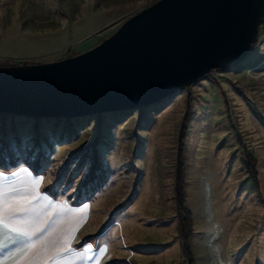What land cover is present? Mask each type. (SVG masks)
I'll list each match as a JSON object with an SVG mask.
<instances>
[{"label": "rangeland", "instance_id": "obj_1", "mask_svg": "<svg viewBox=\"0 0 264 264\" xmlns=\"http://www.w3.org/2000/svg\"><path fill=\"white\" fill-rule=\"evenodd\" d=\"M155 1L0 0V65L86 51ZM244 146L258 160L259 186ZM181 151L195 264H264V22L244 59L152 105L47 120L0 113V169L14 172L16 187L43 177L44 207L88 203L73 249L92 244L102 264H189ZM57 212L66 225L68 213Z\"/></svg>", "mask_w": 264, "mask_h": 264}, {"label": "water", "instance_id": "obj_2", "mask_svg": "<svg viewBox=\"0 0 264 264\" xmlns=\"http://www.w3.org/2000/svg\"><path fill=\"white\" fill-rule=\"evenodd\" d=\"M264 0H156L96 46L0 65V113L76 118L162 101L257 44Z\"/></svg>", "mask_w": 264, "mask_h": 264}, {"label": "snow or ice", "instance_id": "obj_3", "mask_svg": "<svg viewBox=\"0 0 264 264\" xmlns=\"http://www.w3.org/2000/svg\"><path fill=\"white\" fill-rule=\"evenodd\" d=\"M43 177L28 175L23 187H16L10 177L0 174V264H56L58 259L85 254L93 251L88 244L83 252L75 253L73 243L78 227H53V220L47 207L64 208L68 212L83 213L87 209H70L67 204H54L47 207L40 201L47 197L40 191ZM6 185V186H4ZM61 213L58 212L57 215ZM107 245L98 248L96 255L103 254ZM94 257L89 256L92 260Z\"/></svg>", "mask_w": 264, "mask_h": 264}, {"label": "trees", "instance_id": "obj_4", "mask_svg": "<svg viewBox=\"0 0 264 264\" xmlns=\"http://www.w3.org/2000/svg\"><path fill=\"white\" fill-rule=\"evenodd\" d=\"M211 71H213V69ZM210 73L211 72H209V74ZM211 78H213V77H211ZM25 117L34 118L35 120L45 119V118H41V117H30V116H25ZM47 119H51V118H46L45 120H47ZM243 148H244L245 166L247 167L251 176L253 177L255 184L257 186H259L258 168H257L258 160H257L254 152L249 150L246 146H244ZM1 159L4 160V157H2ZM15 159L16 158H13L12 160L15 161ZM182 163H183V151H181V153H180V164L181 165H180V169H179L178 187H177L179 211L181 214V223H182L183 252H184V254L187 255V258L189 260V264H195V259L192 255V251H191V247H190V239L192 236L191 210L187 207L186 200H185L184 187H183L184 170H183ZM185 215H186V218H184Z\"/></svg>", "mask_w": 264, "mask_h": 264}, {"label": "crops", "instance_id": "obj_5", "mask_svg": "<svg viewBox=\"0 0 264 264\" xmlns=\"http://www.w3.org/2000/svg\"><path fill=\"white\" fill-rule=\"evenodd\" d=\"M239 75H241L238 79H242L244 80V78L247 76L246 75V72H242L240 73ZM32 171V169H31ZM0 174H3L5 177H10L12 178V180L14 179V172H7V171H4L2 169H0ZM32 174L34 176H36L34 174V172L32 171ZM3 182H0V184H2ZM42 193V192H41ZM42 194H46V193H42ZM48 195V194H47ZM50 196V195H48ZM51 197V196H50ZM52 198V197H51ZM53 200H55L54 198H52ZM56 203L57 202H60L59 200H55ZM61 203V202H60ZM60 203H57V204H60ZM67 208H70V209H84L86 208L87 211L86 212H83V213H72V212H68L67 209H64L62 208V210H64V212L68 213V215L66 216V225L64 224V220L60 221L59 219V216H57V211H58V208H54L52 209L51 212L54 211V217H53V220L50 221V223L52 224L53 227H56L57 224H59L60 226H68V225H71L72 227H78V231H77V234H76V240L78 239L77 237L80 235V233H82L83 231V228H84V224L88 221L89 219V214H90V206L89 204H82V205H68L67 204ZM49 212V213H51ZM53 214H51L53 216ZM56 217V218H55ZM55 218V219H54ZM71 221V222H70ZM70 223V224H69ZM76 240L74 241V243L76 242ZM73 243V245H74ZM88 244H83L82 246H80L79 248L77 249H74V252L75 253H80V252H83L84 248H86ZM89 256H92L90 253H87L85 254V256L83 257V259H81V257H79L78 255H72L71 257H68V258H61V259H58L56 264H102L101 261L97 260V259H92V260H89L88 257ZM93 257V256H92Z\"/></svg>", "mask_w": 264, "mask_h": 264}]
</instances>
